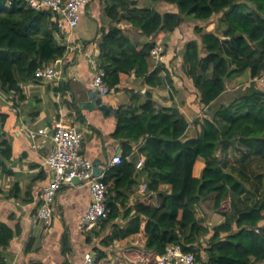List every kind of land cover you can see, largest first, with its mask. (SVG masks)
<instances>
[{"label":"trees","instance_id":"1","mask_svg":"<svg viewBox=\"0 0 264 264\" xmlns=\"http://www.w3.org/2000/svg\"><path fill=\"white\" fill-rule=\"evenodd\" d=\"M156 1L165 3L166 13L140 0L103 2L112 23L126 21L150 40L133 45L121 29L103 30L97 65L111 89L133 75L152 88L171 84L168 75L162 76L166 46L157 67L150 71L149 65L156 41H171L175 32L182 35L175 51L183 52L184 82L198 101V112L241 74L247 73L256 88L192 123L181 111L158 110L149 94L139 106L120 108L111 136L121 142L122 162L109 167L103 178L110 214L87 237L88 244L97 264L115 263L106 250L115 239L120 242L116 255L124 264H156L172 244H181L203 264H264V175L259 189L251 191L237 168L218 157L237 142L243 149L241 162L248 156L264 162V82L255 81L264 74V0ZM210 24H215L214 32L206 30ZM67 34L65 21L51 11L35 10L25 0H0V96L21 94L22 82L36 80L38 68L65 58ZM191 125L195 137L188 138ZM6 145L0 140L1 153L9 150ZM136 151L144 160L141 174L148 175L147 193L125 212L129 224L119 228L124 191L136 184L138 174L127 157ZM162 183L171 186L170 194L159 192ZM158 192L160 202L154 206L151 194ZM246 194L254 200L240 207ZM202 206L225 221L206 222L197 212ZM6 230L0 223V245L8 242Z\"/></svg>","mask_w":264,"mask_h":264},{"label":"crops","instance_id":"2","mask_svg":"<svg viewBox=\"0 0 264 264\" xmlns=\"http://www.w3.org/2000/svg\"><path fill=\"white\" fill-rule=\"evenodd\" d=\"M104 1L91 0L82 10L80 23L74 31L82 47L66 55L64 82L54 85L37 80L24 81L21 84V94L6 95L3 98L0 96V114H5V118L0 116V140L5 141L6 148L9 147V150L0 152V223L7 227L8 240L2 244L3 246L0 245V264H83L84 255L93 252L92 244H88L87 237L92 236L93 231H99V226L86 233L78 230L79 220L87 213L92 203L89 187L83 184L66 186L60 191L53 205V220L50 227L36 219L41 189L51 180V171L44 164L51 143L48 140L45 149L35 150L29 131L43 129L50 136L54 122L61 121L75 126L82 135L81 154L94 165L99 164L105 173L110 167L108 165L110 159L117 154L121 155L122 152L121 142L111 136L116 128L120 108L139 106L145 103L149 94L158 110L181 111L190 123L196 118L193 117L195 112L199 111L196 109L198 104L193 106L192 97L184 88L186 85L183 62L182 65H173L168 53L163 57L161 67L162 76L168 75L171 84L152 88L144 85L142 77L133 75L127 82L121 84L114 94L108 97L99 95L90 97L94 74L91 63L97 61L100 56L99 40L103 30L109 31L110 28L117 27L130 38L133 45L150 41L126 21L118 25L112 23L104 13ZM107 2L111 3V0ZM150 2L149 6H158L157 1ZM144 3L149 4L147 1ZM161 3L165 11L157 10L163 14L167 12V8L164 6L165 3ZM209 26H213V29H210L213 31L208 32H214L215 24ZM66 28L68 29L67 24ZM135 37L138 41H135ZM155 68L156 65L150 61L149 70L153 71ZM242 75L246 76L247 73L239 77ZM234 79L227 82V88ZM226 92L227 89L212 107L214 104L217 106L223 96H226ZM99 97L103 100L102 106L106 107V113L98 108L92 111L80 108L81 103L90 102L91 99L97 101ZM228 105L229 103H224L221 106ZM188 114L194 119H190L191 116ZM190 129L194 136L188 137ZM189 130L187 137H195L193 125ZM223 151H219L218 157L223 155ZM141 159L142 155L136 151L127 161L136 165ZM228 162L229 159L222 161ZM148 182V175L141 174V170H138L136 184L124 191L127 200L123 206L122 218L117 222L119 228L129 224L125 212L146 195L147 191L144 192L143 188L148 186ZM159 192L170 194L171 186L162 183ZM159 192L151 194L154 206L159 205ZM198 210L199 208L197 212ZM213 214L207 221L211 225H219L225 221V217ZM113 232L117 233V229L111 231ZM109 233L105 232L104 236ZM119 248L120 242L116 239L111 247L106 248L108 254L115 260L114 264H124L123 259L116 255ZM123 254L126 255L127 252Z\"/></svg>","mask_w":264,"mask_h":264},{"label":"built area","instance_id":"3","mask_svg":"<svg viewBox=\"0 0 264 264\" xmlns=\"http://www.w3.org/2000/svg\"><path fill=\"white\" fill-rule=\"evenodd\" d=\"M29 7L35 10L47 9L54 15L62 18L68 26L69 32L66 37V55L69 52L80 50L82 43L74 35L78 27L83 8L90 0H25ZM165 47L162 44L151 52V60L155 65L162 60ZM65 55V56H66ZM65 58L59 59L54 64L40 67L35 72V79L59 85L66 80L64 65ZM94 74L91 80V89L98 91L101 97H108L115 93L104 77L103 71L99 70L97 61L91 63ZM257 82H264V74ZM32 147L35 150H43L51 143L49 152L45 157L44 164L51 171L49 184L41 189L39 206L36 219L43 225L50 227L53 220V205L60 191L66 186L86 185L89 187L92 203L87 213L78 222V230L82 233L89 232L106 221L110 214L108 207L109 190L105 184L104 172L96 176L95 165L81 154L82 135L75 126L64 124L61 121L54 122L53 132L48 133L39 129L29 131ZM129 157H127L128 160ZM122 162L120 154L113 156L108 165L110 167ZM144 160L136 164L137 170H142ZM147 191V186L143 188ZM83 264H97L96 254L88 252L84 255ZM156 264H203L198 261L193 253L185 252L181 244L169 245L164 254L160 256Z\"/></svg>","mask_w":264,"mask_h":264},{"label":"rangeland","instance_id":"4","mask_svg":"<svg viewBox=\"0 0 264 264\" xmlns=\"http://www.w3.org/2000/svg\"><path fill=\"white\" fill-rule=\"evenodd\" d=\"M145 1L149 2V5L151 4L150 2L151 0H140V3L144 4ZM157 2H158V6L155 5L156 8L159 11L164 12L165 9L162 6V3H161L162 1H157ZM159 3L161 4L159 5ZM208 27H206V30L208 29L207 31H213V30H210V29H213V26H208ZM170 37H171V41L169 40L166 43L162 40H157L156 42L157 44L164 45V47L166 46V53L170 55L173 65H182V58H181L182 55H180L182 52L179 50V54H178V52L175 51L177 47V43L182 39V35L181 33L179 34V32H175ZM135 41H138L136 37H135ZM179 71H182V70H179ZM184 88L188 91V93H190L186 86ZM255 88H256L255 84L251 82V80L248 78L247 75L246 76L242 75L241 77L238 76L237 78L235 77V79L229 83V87L228 88L226 87L227 89L226 96L225 97L223 96L222 98L223 100L221 99V101L217 104V106H215L216 104H214V106L212 107V104L214 102L210 106L212 108L200 106L202 113L195 112L196 116L194 115L193 117H199L203 113H208L210 115H213V113L216 112V110L224 103L230 104L231 101L233 102L237 97L239 98L243 95L252 93L253 91H255ZM190 95L192 97L193 106H196L198 104V101L194 99L193 94H190ZM2 104H4V101H2ZM188 115L189 117L191 116L190 119L192 120L194 119L191 114H188ZM191 130L192 129L189 130L188 137L194 136V132H191ZM242 150L243 149H241L238 146V143L236 142L235 144H232V146L230 145L226 150H224L223 155L222 156L220 155L219 159L221 161H225L226 159H229V164L231 163L232 164V165L230 164L231 166H234L235 168H237L236 171L240 173L239 176L242 179H244V181H247L246 184L248 188L251 191H255V189H259V186L261 184L260 181H262L260 177L264 175V162L253 160L249 158V156L247 157L245 161L241 162L240 159L244 155ZM253 200H254V197L252 195L246 194L240 200V202H238V204L240 207L241 206L243 207L246 204H251ZM198 213H199V216L203 218L206 222L209 221L210 216L213 214V212L210 209L203 207V206L199 208Z\"/></svg>","mask_w":264,"mask_h":264},{"label":"water","instance_id":"5","mask_svg":"<svg viewBox=\"0 0 264 264\" xmlns=\"http://www.w3.org/2000/svg\"><path fill=\"white\" fill-rule=\"evenodd\" d=\"M90 97L93 98L96 95L100 96V93L98 91L95 90H91L89 93ZM103 100L101 97L98 98L97 101H95L94 99H91L90 102H86V103H81L80 104V108L81 109H87V110H94L96 108H98L99 110L103 111L104 113H106V107L103 105ZM103 173V169L100 167L99 164H95V175L99 176Z\"/></svg>","mask_w":264,"mask_h":264}]
</instances>
